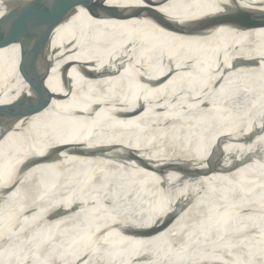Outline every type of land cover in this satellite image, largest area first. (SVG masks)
Wrapping results in <instances>:
<instances>
[{
  "label": "bare ground",
  "instance_id": "bare-ground-1",
  "mask_svg": "<svg viewBox=\"0 0 264 264\" xmlns=\"http://www.w3.org/2000/svg\"><path fill=\"white\" fill-rule=\"evenodd\" d=\"M55 1L0 0V17ZM259 13L100 0L58 29L51 99L0 138V264H264V27L245 29ZM20 39L0 36V105L26 92ZM69 63L85 64L61 83Z\"/></svg>",
  "mask_w": 264,
  "mask_h": 264
},
{
  "label": "water",
  "instance_id": "water-1",
  "mask_svg": "<svg viewBox=\"0 0 264 264\" xmlns=\"http://www.w3.org/2000/svg\"><path fill=\"white\" fill-rule=\"evenodd\" d=\"M100 0H57L44 10L36 9L21 15L5 14L0 17V36L7 32H15L21 37L18 45L19 62L17 72L26 86V92L21 93L14 101L0 105V138L11 132L19 122H27L41 113L51 99V92L46 87L53 65L51 49L52 39L58 29L64 26L78 11H85L90 17L96 18ZM109 16L114 17L115 11L108 10ZM207 26L214 27L209 20ZM264 13L250 17L245 29L263 28ZM197 39L211 36L210 33H188ZM69 48L64 49L65 52ZM83 64L69 63L62 67L59 75L60 82L66 79L72 66L80 68ZM237 67V64L234 65ZM28 90V92H27ZM212 166V165H211ZM206 168L205 172H210ZM202 176L203 172L196 173ZM195 174V175H196ZM190 177V176H189ZM152 230L144 233L142 238H148Z\"/></svg>",
  "mask_w": 264,
  "mask_h": 264
},
{
  "label": "rangeland",
  "instance_id": "rangeland-1",
  "mask_svg": "<svg viewBox=\"0 0 264 264\" xmlns=\"http://www.w3.org/2000/svg\"><path fill=\"white\" fill-rule=\"evenodd\" d=\"M160 230V229H159ZM230 261V259H228Z\"/></svg>",
  "mask_w": 264,
  "mask_h": 264
}]
</instances>
